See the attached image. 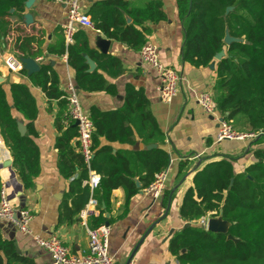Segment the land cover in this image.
Returning <instances> with one entry per match:
<instances>
[{
    "label": "trees",
    "instance_id": "1",
    "mask_svg": "<svg viewBox=\"0 0 264 264\" xmlns=\"http://www.w3.org/2000/svg\"><path fill=\"white\" fill-rule=\"evenodd\" d=\"M28 1L0 0V43L6 41L15 25L24 22ZM176 2L184 33V62L197 69L217 63L214 100L218 111L228 114L239 127L245 124L251 132H264V0ZM89 14L95 30L134 51H140L149 43L152 30L147 23L156 25L168 20L161 0H148L140 7L125 0H104L93 4ZM127 18L132 20L131 24ZM20 30L17 26L16 31ZM227 36L236 41L226 44ZM20 44L28 58L44 56L45 39L26 37L18 40L17 45ZM49 48L65 54L63 37L55 47ZM222 51H226V55L216 61L215 57ZM88 58L97 63V69L92 72ZM68 65L75 72L78 89L117 95L116 86L109 83L107 76L117 78L123 74L121 60L90 49L82 31L75 34V43L68 49ZM28 78L49 101L59 102L55 119L59 133L55 142L58 170L64 179L74 178L66 198H74L81 192L82 184L93 170L101 175L100 187L93 197L105 209L93 218L92 228L112 221L104 214L112 211L115 190L124 192L123 209L118 218L127 216L133 199L170 165L167 151L152 148L165 143L166 138L149 111L148 100L140 91L128 87L122 109L113 112L91 109L90 117L95 126L94 159L88 167L78 143L72 145L78 136L77 127L73 123L64 126L67 103L62 99L64 92L60 90L59 77L53 67L42 65L39 72ZM10 94L12 103L0 85V134L25 187L30 189L35 187L41 172L40 150L35 143L39 106L26 84H12ZM13 111L27 121L25 135L21 134ZM135 131L150 149L113 154L112 147L101 145L103 138L110 143L134 144ZM254 156L255 162L241 173L235 171L234 160L228 158L208 162L194 173L192 186L186 191L180 208L182 219L193 225L176 232L169 242V250L180 264H264V149L254 151ZM1 187L0 178V191ZM67 201L62 204L60 224H73L75 216L83 210L70 208ZM209 215L228 222L227 233L211 232L198 224ZM18 249L16 241L3 237L0 227V264H36L28 256L19 254Z\"/></svg>",
    "mask_w": 264,
    "mask_h": 264
},
{
    "label": "crops",
    "instance_id": "2",
    "mask_svg": "<svg viewBox=\"0 0 264 264\" xmlns=\"http://www.w3.org/2000/svg\"><path fill=\"white\" fill-rule=\"evenodd\" d=\"M82 1L83 11L92 17L89 11L93 4L104 0ZM125 1L140 7L148 0ZM161 1L164 3L168 20L156 25L152 23L146 25L152 30L148 38L149 43L158 47L161 61L176 70L182 79L177 96L170 104L161 100V79L142 63L139 51L108 39L98 30L78 29L86 34L90 49L114 56L123 64L122 75L117 78L107 76L109 83L116 86L117 95L104 92L89 93L78 89L85 111L89 115L93 108L103 112L118 111L124 107L128 87L135 88L148 100L149 111L157 120L166 138L165 143L152 148H163L169 153L172 162L166 191L162 198L155 202L146 189L141 190L133 199L129 214L122 219L118 217L123 209L124 192L120 189L114 191L112 211L106 212L104 217L108 220L112 219L111 222H107L110 226L109 254L115 264H128L132 258L138 264H178V260L169 250V242L176 232L185 229L186 224L193 225L182 219L180 208L186 191L192 186L194 173L208 162L223 158L234 160L233 165L237 173L244 172L248 165L255 162L254 151L264 149V135L254 141H226L221 144L216 142L218 121L203 112L197 99L203 92H211L215 95L217 63L214 68L211 66L197 69L184 62L182 56L184 33L177 2L176 0ZM25 14V17L30 15L33 22L27 24L25 19L23 23L15 25L6 41L0 43V85L6 90L10 103H12L11 85L20 83L29 86L37 100L39 116L35 122L38 133L35 143L40 150L41 172L35 180V187L27 189L14 162L9 167L4 166L5 162L13 161V158L0 134V178L1 182L7 183V192L13 205L18 209H28L33 214L30 226L34 236L45 239L56 236L73 255L83 256L88 253L89 238L81 224L79 214L75 216L73 224H60L59 217L65 200H68V205L72 209L79 207L84 209L94 196V191L85 181L78 195L76 194L74 198H66L69 185L74 178L66 180L58 170L59 156L55 142L59 133L55 127V119L59 111V102L49 101L40 89L33 87L28 78L29 74L11 73L3 64V57L7 53H13L10 51L19 39L22 40L24 37L45 39L44 56L37 58L41 59L38 62L40 67L42 65L53 67L59 77L61 91L70 79L75 82V72L68 65V57L65 58L64 53L60 54L56 49L49 48L55 47L60 42L61 36L63 37V26L67 23V9L64 5L51 0H35L30 7H26ZM127 22L131 24L132 20L127 18ZM17 26H20V31H16ZM24 29L28 34L22 36L24 34L20 32ZM87 62L90 72L97 69L95 61L88 58ZM13 114L19 121L21 134L25 135L27 121L18 112L13 111ZM236 130L241 133L251 132L245 124ZM134 140V144H121L110 143L103 138L101 145L112 147L113 154L117 151L150 149L145 146L137 131ZM72 145H76L75 140ZM197 156L199 159L194 160ZM137 185L141 186L138 180ZM167 197L168 202L165 205ZM104 209V205L96 208L95 215L88 219L89 228L93 229V218L98 217ZM154 224H156L154 230L135 252L136 247ZM0 227L3 237L16 241L21 253L33 259L36 264L53 263L51 255L35 242L34 236L19 232L13 223L4 219H0Z\"/></svg>",
    "mask_w": 264,
    "mask_h": 264
},
{
    "label": "built area",
    "instance_id": "3",
    "mask_svg": "<svg viewBox=\"0 0 264 264\" xmlns=\"http://www.w3.org/2000/svg\"><path fill=\"white\" fill-rule=\"evenodd\" d=\"M67 9V23L63 26V45L65 49V58L68 57V49L75 43V34L79 28L94 29V23L91 17L85 13L81 7V0H51ZM140 58L144 65L152 69L161 79L160 96L161 100L170 104L177 96L181 77L173 68L167 66L161 61L159 49L152 43L146 44L140 51ZM24 58L15 53H7L3 57V64L14 74H21L25 69ZM41 59L35 60L37 63ZM63 100L67 103V110L64 117V126L76 124L78 136L75 141L78 143V150L83 155L86 164L90 167L94 159L93 136L95 126L90 115L85 111L79 97L78 88L73 80H69L64 87ZM214 94L203 92L199 95L197 102L203 112L213 117L219 124V130L216 142L221 144L226 141H254L264 135L263 131L241 133L233 126V121L228 118V114H222L218 111ZM199 156L194 157V160ZM172 162L169 167L162 173L156 175L153 183L146 189L153 201H159L166 191V183L171 171ZM87 186L95 191L100 187L101 175L96 171L90 170L89 179L86 181ZM99 206L98 201L91 197L88 204L79 213L82 226L86 229L89 238L88 253L83 256L73 255L62 241L53 236L45 239L34 236L31 230L33 214L28 209L16 208L11 202L8 192L7 183L2 182L0 191V219L7 220L25 235L34 236L35 242L46 252L53 260L52 264H115L114 259L109 254L110 226L102 225L97 229H91L88 226V219L95 215L96 208ZM17 217V218H15ZM210 215L203 217L198 224L208 230ZM128 264H138L131 260ZM180 264V263H178Z\"/></svg>",
    "mask_w": 264,
    "mask_h": 264
},
{
    "label": "water",
    "instance_id": "4",
    "mask_svg": "<svg viewBox=\"0 0 264 264\" xmlns=\"http://www.w3.org/2000/svg\"><path fill=\"white\" fill-rule=\"evenodd\" d=\"M34 1L35 0H29L26 3V7H30L31 6V3L34 2ZM229 10H231V9H229ZM25 19H26V23L27 24H31L33 22V18L30 15H27L25 17ZM235 41H236V39H234V38H232L230 36H227L225 38V43L228 44V45H230L231 43H233ZM225 55H226V51H222L221 53H219L215 57L216 61H221L222 58ZM23 61L25 63V69H26V71L28 72L29 75L34 74V73H37V72L40 71L41 67L35 61V59L26 58V59H23ZM211 66H212V68H214L215 67V63L212 64ZM77 125H78V123L75 124L76 127H77ZM19 128H20V126H19ZM12 164H13V161L9 160V161L5 162L4 166L5 167H9ZM167 214H168V211H167ZM15 218H17V217H15ZM106 225L109 226V223H107ZM190 226H191V224L188 223V224H186L185 228H188ZM229 226H230V224L228 222H226V221H223L221 217H219V218H212V219H210L209 224H208V231L215 232V233H227ZM155 227H156V224H154V225H152L150 227V229L147 231L146 235L141 240L140 244L136 247L135 252L139 249L140 245L144 242V240L146 239V237L154 230ZM18 253L19 254H22L21 251H20V249H18ZM131 260H133V258Z\"/></svg>",
    "mask_w": 264,
    "mask_h": 264
},
{
    "label": "rangeland",
    "instance_id": "5",
    "mask_svg": "<svg viewBox=\"0 0 264 264\" xmlns=\"http://www.w3.org/2000/svg\"><path fill=\"white\" fill-rule=\"evenodd\" d=\"M84 1V0H83ZM82 1V2H83ZM24 34V35H22V36H25V34H28L27 32H26V30L24 29V30H22V32H20V34ZM25 39V37L21 40V41H23ZM20 46V47H19ZM19 47V48H18ZM10 52H13V53H15V54H17L19 57H21V58H24V59H26V58H28V57H26V56H28V53L26 52V51H24L23 50V48L21 47V44L20 45H17V42H16V44H14V47H13V49L10 51ZM233 126L236 128V129H238V128H241V127H239V126H237V124H233ZM210 219H212V218H210Z\"/></svg>",
    "mask_w": 264,
    "mask_h": 264
},
{
    "label": "bare ground",
    "instance_id": "6",
    "mask_svg": "<svg viewBox=\"0 0 264 264\" xmlns=\"http://www.w3.org/2000/svg\"><path fill=\"white\" fill-rule=\"evenodd\" d=\"M224 225V224H223Z\"/></svg>",
    "mask_w": 264,
    "mask_h": 264
}]
</instances>
